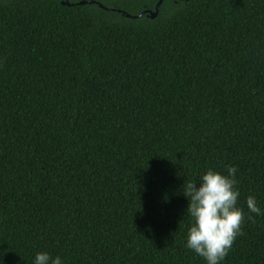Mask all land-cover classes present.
<instances>
[{
	"label": "trees",
	"instance_id": "1",
	"mask_svg": "<svg viewBox=\"0 0 264 264\" xmlns=\"http://www.w3.org/2000/svg\"><path fill=\"white\" fill-rule=\"evenodd\" d=\"M230 166L255 217L264 0H0V264H206L184 193ZM226 264H264V216Z\"/></svg>",
	"mask_w": 264,
	"mask_h": 264
},
{
	"label": "clouds",
	"instance_id": "2",
	"mask_svg": "<svg viewBox=\"0 0 264 264\" xmlns=\"http://www.w3.org/2000/svg\"><path fill=\"white\" fill-rule=\"evenodd\" d=\"M237 171L230 166L228 175H224L209 169L199 183H189L186 187L184 194L190 202L187 215L192 223L185 246L206 264H226L246 220L264 216L254 196L248 197L247 209L255 217H246L243 208L238 206L241 193ZM33 264H66V261L59 255L53 257L49 252H38Z\"/></svg>",
	"mask_w": 264,
	"mask_h": 264
},
{
	"label": "water",
	"instance_id": "3",
	"mask_svg": "<svg viewBox=\"0 0 264 264\" xmlns=\"http://www.w3.org/2000/svg\"><path fill=\"white\" fill-rule=\"evenodd\" d=\"M161 3H162V1H161ZM161 3H160V4H161ZM64 5L71 6L70 4H66V3H64ZM82 5H85V3H82ZM158 14H159V12H158V10H157L156 13H151L150 16H151L152 19H155V18L158 16ZM144 15H145V14H143L142 16H144ZM128 17H129V18H132V16H130V15H128Z\"/></svg>",
	"mask_w": 264,
	"mask_h": 264
}]
</instances>
